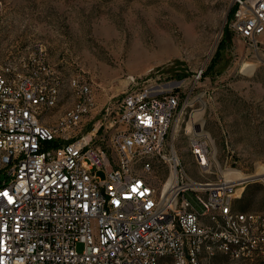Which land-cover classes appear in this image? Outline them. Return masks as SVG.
<instances>
[{
    "label": "built area",
    "instance_id": "1",
    "mask_svg": "<svg viewBox=\"0 0 264 264\" xmlns=\"http://www.w3.org/2000/svg\"><path fill=\"white\" fill-rule=\"evenodd\" d=\"M234 3L232 28L257 43L264 0ZM129 84L118 101L120 126L82 134L97 104L84 73L69 78L73 106L51 121L65 80L46 47L0 61V264L264 260V211L236 208L245 184L264 187V167L246 177L194 179L167 148L178 93L134 75ZM193 125L190 151L205 174L215 152L210 134ZM159 161L169 170L164 180L152 175Z\"/></svg>",
    "mask_w": 264,
    "mask_h": 264
},
{
    "label": "rangeland",
    "instance_id": "2",
    "mask_svg": "<svg viewBox=\"0 0 264 264\" xmlns=\"http://www.w3.org/2000/svg\"><path fill=\"white\" fill-rule=\"evenodd\" d=\"M234 6V0H3L0 61L46 47L65 80L51 121L73 106L68 81L84 73L97 104L79 127L82 134L120 126L118 101L130 75L178 93L167 148L174 146L196 180L212 181L220 172L247 176L264 167V33L254 43L234 31ZM194 123L210 134L215 152L216 164L205 174L190 151ZM152 175L166 179L167 164L157 162ZM236 208L264 211L263 185L245 184ZM211 262L264 264L225 255Z\"/></svg>",
    "mask_w": 264,
    "mask_h": 264
},
{
    "label": "bare ground",
    "instance_id": "3",
    "mask_svg": "<svg viewBox=\"0 0 264 264\" xmlns=\"http://www.w3.org/2000/svg\"><path fill=\"white\" fill-rule=\"evenodd\" d=\"M229 176H230L231 178L246 177V175H244V174H242V173H240V172H230V173H229ZM230 177H229V178H230ZM170 180H171V178H170Z\"/></svg>",
    "mask_w": 264,
    "mask_h": 264
},
{
    "label": "trees",
    "instance_id": "4",
    "mask_svg": "<svg viewBox=\"0 0 264 264\" xmlns=\"http://www.w3.org/2000/svg\"><path fill=\"white\" fill-rule=\"evenodd\" d=\"M235 9H236V7L234 6V8H233V15H234Z\"/></svg>",
    "mask_w": 264,
    "mask_h": 264
}]
</instances>
